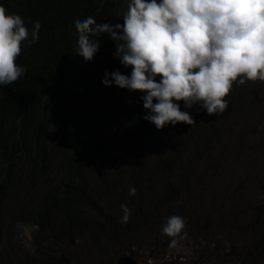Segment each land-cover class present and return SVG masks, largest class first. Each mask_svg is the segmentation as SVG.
<instances>
[{"label": "trees", "instance_id": "trees-1", "mask_svg": "<svg viewBox=\"0 0 264 264\" xmlns=\"http://www.w3.org/2000/svg\"><path fill=\"white\" fill-rule=\"evenodd\" d=\"M0 5L8 14L20 15L30 33L34 22L41 24L39 39L23 41L16 59L26 73L0 86V246L7 218L17 226H33L31 240H11L19 245L3 264L120 262L124 250L144 241L168 245L171 238L161 232L173 215L184 218L183 232L195 240H207L219 229L227 236H246L238 248L206 254L209 249L201 246L197 257L214 254L215 264H264V200L248 205L221 189L195 193L192 185L185 188L201 154L221 139V125L210 122L209 139L191 142L197 155L193 165L191 157L182 156L176 134V158L168 161L164 148L170 124L158 130L144 119L143 93L102 83L106 72L131 75V66L115 56L110 35L98 37L99 50L91 61L75 55V21L91 16L97 23L123 25V7L116 0H0ZM93 96L111 103L110 125L106 114L102 122L91 117L88 105L68 117L63 113L65 101ZM59 100L56 131L50 133L49 118ZM94 122L109 125L105 139L92 127ZM55 134L64 138V148ZM180 167L184 174L176 179ZM97 171L96 187L90 183ZM168 176L174 183L164 186L160 180ZM130 187L135 195H129ZM122 204L130 210L127 223H120Z\"/></svg>", "mask_w": 264, "mask_h": 264}, {"label": "clouds", "instance_id": "clouds-1", "mask_svg": "<svg viewBox=\"0 0 264 264\" xmlns=\"http://www.w3.org/2000/svg\"><path fill=\"white\" fill-rule=\"evenodd\" d=\"M123 20V25L97 23L91 16L75 21V55L91 61L99 50L98 37L109 34L116 42L115 56L132 70L130 76L106 72L102 83L143 93L144 119L158 130L195 124L177 102L219 115L228 108L224 98L233 82H264V0H131ZM40 28L36 21L30 33L20 15L0 5V86L26 73L16 59L23 41L39 39ZM135 194L130 187L129 195ZM121 209L120 223H127L130 210L124 204ZM185 225L183 217L167 218L161 234L171 238L170 248L187 236ZM18 227L31 240L33 226Z\"/></svg>", "mask_w": 264, "mask_h": 264}, {"label": "rangeland", "instance_id": "rangeland-1", "mask_svg": "<svg viewBox=\"0 0 264 264\" xmlns=\"http://www.w3.org/2000/svg\"><path fill=\"white\" fill-rule=\"evenodd\" d=\"M116 1L123 7L122 12L125 14L131 0ZM224 99L228 101V108L219 115H208L206 110L198 104L186 108L181 102V111L189 112L195 124L191 126L183 122L175 126L170 124L168 132H165L168 141L165 144L164 152L166 157L168 155V161L171 160V157L176 158V153L172 152L175 149L174 145L177 141L175 135L177 134L181 138L179 147L182 156L184 159L191 157V164L193 165L197 155L193 153L191 142L197 140L201 143L204 139H209V135L213 131V127H209L210 122L215 125L220 124L221 139L214 145V148H210L209 151H204L201 154L199 157L202 159L199 161L200 166L195 167L196 173L191 182L185 181V188L190 184L192 185L191 191L195 193L197 190L218 191L221 189L229 192L232 196L239 197L240 201L244 200L250 205L264 200V82L259 80L255 82L246 81L243 85L233 82L229 95ZM60 104L61 101L59 100V103L53 108L54 112H51L49 118L50 133H52V129L56 131L58 113L61 112ZM85 105H88L92 110L91 117L99 118V121L102 122L106 114L108 124H111L113 107L108 100L97 96L85 98L76 103L65 101L62 105L63 113L67 115L66 117L71 116L72 113L84 108ZM105 105L108 107L107 112L104 111ZM100 122L92 123V127L102 139H105L111 130L109 125L103 126L99 124ZM96 125H99L100 129ZM56 134V141L64 148V138H56ZM208 153H210L209 156ZM176 171V179L182 178L183 168L180 167ZM97 174H99L98 171L91 175L94 182L90 183L96 187L100 181L96 176ZM172 179V176H168L161 179L160 183L164 186H171L174 183ZM6 221L7 230H4L2 246H0V264L7 260V253L11 254L19 245V241L11 244V240L19 238V236L24 238L22 230L16 224L11 223L9 218ZM11 226L14 227V231L11 230ZM244 237L246 236H227L222 234L219 229L211 236L208 235L207 240L203 238L195 240L191 236H186L179 240L175 248L169 247L171 239L168 245L162 246H160V240L144 241L139 247L134 245L129 250H124L119 258L122 262L115 260H110V262L112 264H148V261L152 260L154 264H187L189 261L188 264H215L217 258L214 254L197 257L198 249L202 250V247H207L209 250H206L208 253H205L211 254L220 250L219 248H226L227 250L233 247L238 248L242 245V238ZM75 243L79 245L80 241L76 240ZM9 264L11 263L9 262Z\"/></svg>", "mask_w": 264, "mask_h": 264}]
</instances>
